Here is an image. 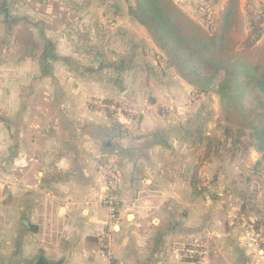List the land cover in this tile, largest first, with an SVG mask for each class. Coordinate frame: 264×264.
I'll use <instances>...</instances> for the list:
<instances>
[{"label": "crops", "instance_id": "1", "mask_svg": "<svg viewBox=\"0 0 264 264\" xmlns=\"http://www.w3.org/2000/svg\"><path fill=\"white\" fill-rule=\"evenodd\" d=\"M174 1L192 18L228 2ZM132 2L0 0V264H186L191 246L206 248L202 264H264L246 228L264 217L244 203L248 165L209 151L208 100L165 63ZM106 165L120 180L110 256Z\"/></svg>", "mask_w": 264, "mask_h": 264}, {"label": "trees", "instance_id": "2", "mask_svg": "<svg viewBox=\"0 0 264 264\" xmlns=\"http://www.w3.org/2000/svg\"><path fill=\"white\" fill-rule=\"evenodd\" d=\"M133 2L130 16L148 31L168 65L194 92L206 95L214 90L226 120L239 127L240 136L248 131L253 146L264 155V43L258 44L264 41V3L249 12L250 31L239 42L234 36L236 30L242 32L238 0L229 1L210 29L174 0ZM250 100L257 105L246 104ZM201 184L198 180L195 185L200 194L207 191Z\"/></svg>", "mask_w": 264, "mask_h": 264}, {"label": "rangeland", "instance_id": "3", "mask_svg": "<svg viewBox=\"0 0 264 264\" xmlns=\"http://www.w3.org/2000/svg\"><path fill=\"white\" fill-rule=\"evenodd\" d=\"M230 0L225 4V7L220 12H215V9L208 5H201L199 6V12L197 16L195 15L194 20L205 26V28L210 29L214 27L216 22L221 18L227 4ZM239 7L241 11V28L242 32L236 30L234 32V36L239 42H242L244 37L248 36L249 34V12H256L258 9L261 8V3L257 0H238ZM134 5V2H132ZM218 13V14H216ZM264 41H260L258 44L263 45ZM160 50V49H159ZM161 51V50H160ZM162 52V51H161ZM163 53V52H162ZM165 63L168 65V60L166 55L163 53ZM169 66V65H168ZM170 67V66H169ZM173 68V67H170ZM174 69V68H173ZM175 70V69H174ZM176 71V70H175ZM177 73V71H176ZM178 74V73H177ZM216 90V88H215ZM195 91V90H194ZM194 95L199 97H204L208 101L205 104L204 110L208 112V116L212 118V124L208 125L205 129V133H210L206 135V139L204 141H210L209 144V151L215 152L219 155L220 158H226L225 161L232 162V166L239 167L244 166L245 163L248 165L246 166L245 170L247 177H245V185L243 186L246 195H248L245 199H248L247 202L249 205L255 206L256 211H261L260 213L264 216V155L259 153L256 148L253 146L254 143L249 137V132L247 131L244 136L239 135V127L233 123H229L225 115L223 114L220 100L218 95L214 92V90L206 95L198 94L197 92H193ZM246 104L251 106H256L257 102L254 100L247 101ZM252 150H255L258 154H252ZM258 157V158H256ZM255 159H259L261 161V166L259 169H255L253 166L252 161ZM236 172V168H235ZM247 204V205H248ZM250 207V208H252ZM261 209V210H260ZM255 212L254 210H251ZM253 214L246 213V216H252ZM263 221V223H262ZM259 221L250 220L247 218L246 228L250 231L251 236L255 239V235L258 234L261 237H264V217ZM259 228L257 231L256 228ZM263 233V234H262ZM259 247H264V241H257L256 242ZM201 249L202 254L199 257L191 258L187 254V249L191 247H184L183 255L185 260L187 261L186 264H202L203 258L206 255V248L204 246H199Z\"/></svg>", "mask_w": 264, "mask_h": 264}, {"label": "built area", "instance_id": "4", "mask_svg": "<svg viewBox=\"0 0 264 264\" xmlns=\"http://www.w3.org/2000/svg\"><path fill=\"white\" fill-rule=\"evenodd\" d=\"M89 104L95 108L103 109L109 112L111 115L117 117L118 119L125 118L128 115L135 116L137 115L136 109L130 105L122 102L116 101H106L102 99H91ZM103 178L105 181V196L103 203L109 212L110 224L112 227H109L105 233L106 245L105 253L110 256V241L113 230L115 229L114 223L117 221V214L119 209V198L118 193L120 189V180L117 172L112 169V167L106 165L103 167ZM201 186L203 188H210L212 183L209 178H203ZM256 241H264V237L260 235H255ZM187 254L191 258L199 257L202 254L199 246L192 247L187 249Z\"/></svg>", "mask_w": 264, "mask_h": 264}, {"label": "water", "instance_id": "5", "mask_svg": "<svg viewBox=\"0 0 264 264\" xmlns=\"http://www.w3.org/2000/svg\"><path fill=\"white\" fill-rule=\"evenodd\" d=\"M37 264H47V263L43 260H40Z\"/></svg>", "mask_w": 264, "mask_h": 264}]
</instances>
